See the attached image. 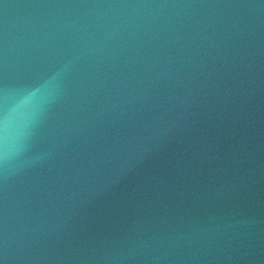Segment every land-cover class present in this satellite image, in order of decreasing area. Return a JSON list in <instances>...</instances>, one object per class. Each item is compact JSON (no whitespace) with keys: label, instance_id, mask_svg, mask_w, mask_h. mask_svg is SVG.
Listing matches in <instances>:
<instances>
[{"label":"water","instance_id":"water-1","mask_svg":"<svg viewBox=\"0 0 264 264\" xmlns=\"http://www.w3.org/2000/svg\"><path fill=\"white\" fill-rule=\"evenodd\" d=\"M0 264H264V0H0Z\"/></svg>","mask_w":264,"mask_h":264}]
</instances>
